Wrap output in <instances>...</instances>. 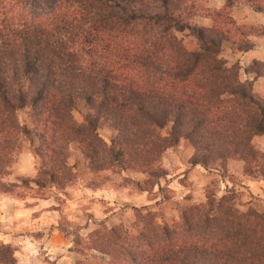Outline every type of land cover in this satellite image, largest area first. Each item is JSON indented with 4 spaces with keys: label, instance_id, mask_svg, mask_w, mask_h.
Masks as SVG:
<instances>
[{
    "label": "clouds",
    "instance_id": "clouds-1",
    "mask_svg": "<svg viewBox=\"0 0 264 264\" xmlns=\"http://www.w3.org/2000/svg\"><path fill=\"white\" fill-rule=\"evenodd\" d=\"M262 84L264 0H0V264H264Z\"/></svg>",
    "mask_w": 264,
    "mask_h": 264
},
{
    "label": "trees",
    "instance_id": "trees-1",
    "mask_svg": "<svg viewBox=\"0 0 264 264\" xmlns=\"http://www.w3.org/2000/svg\"><path fill=\"white\" fill-rule=\"evenodd\" d=\"M39 43V42H38ZM41 47L43 48L45 54H49L51 49H50V42L49 43H45L43 45H41ZM30 73L32 75L33 78V82L35 83L38 79H39V69L35 66V64L30 66ZM254 99L249 100L248 102L250 104H257L259 103V107L261 110H264V102H261L259 97H257L254 94ZM38 99H40V97H38ZM193 103H195V100H193ZM117 159H119V157L117 156ZM253 159H255V157H253Z\"/></svg>",
    "mask_w": 264,
    "mask_h": 264
},
{
    "label": "rangeland",
    "instance_id": "rangeland-1",
    "mask_svg": "<svg viewBox=\"0 0 264 264\" xmlns=\"http://www.w3.org/2000/svg\"><path fill=\"white\" fill-rule=\"evenodd\" d=\"M258 87H260V88H264V84H262V85H259ZM257 97H259V93H254ZM235 166V165H234Z\"/></svg>",
    "mask_w": 264,
    "mask_h": 264
}]
</instances>
